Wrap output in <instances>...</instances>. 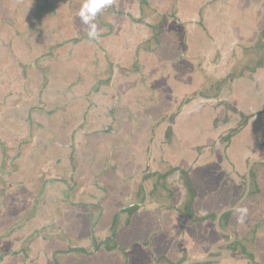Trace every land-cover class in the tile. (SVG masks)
I'll list each match as a JSON object with an SVG mask.
<instances>
[{
    "label": "crops",
    "instance_id": "obj_1",
    "mask_svg": "<svg viewBox=\"0 0 264 264\" xmlns=\"http://www.w3.org/2000/svg\"><path fill=\"white\" fill-rule=\"evenodd\" d=\"M13 5L0 1V147L10 143L9 152L17 159L19 176L12 180L14 184L22 183L26 147L23 141L17 145L8 141L9 124L22 130L20 136L27 129L33 143L41 145L34 142L32 133L36 125H41L42 115L35 112L34 117L32 111L45 108V95L50 93L45 91L47 83L53 80L65 91L53 102L57 108L63 107L73 97L86 93L80 90L78 79L91 77L90 71L106 64L105 59L113 60L125 68L112 78L121 86L124 104L135 111L129 100L137 101L140 108L136 112L142 111L141 124L156 123L157 133L149 151L150 167L139 178L145 195L139 217L120 228V250L97 249L92 252V260L97 258V264H180L185 259L204 256L206 247L217 239L213 218L234 205L244 192L248 161L264 159V0H113L105 7V11L111 10L109 20L105 18L108 13H97L100 26L95 39L87 36L89 26L79 17L81 8L65 9V2L59 6L44 3L38 9L29 1ZM35 12L38 23L34 21ZM173 13L182 24L175 22ZM116 32L118 35H114ZM180 39L183 44L178 43ZM134 62L144 76L131 70L134 74L125 78L123 74ZM20 72L26 73L24 82ZM86 96L92 99L98 93ZM178 105L181 106L174 112L177 115L171 127L173 137L165 140V120L161 118ZM79 109L82 116L83 110ZM65 113L71 117L68 120H74L76 112ZM46 141L56 143L55 137ZM123 168L112 174L114 180H119L116 193L129 188L128 181H121L129 177V167ZM179 172L183 173V183H177ZM254 172L259 174L257 184L262 196L252 195V186L242 203L243 210L252 208L257 199L264 208V164H252L250 177ZM156 173L168 175L171 191L160 215L150 200L155 178H159ZM187 182L195 195L190 203L192 212L184 214L180 202L185 199L188 203ZM3 185L5 209L6 205L20 208L15 196L22 191L13 184ZM51 192V200H46L49 208L54 207L53 190L46 191ZM15 210L12 214L18 213ZM83 214L79 209L77 213L66 211L64 217L70 219L63 222L60 231L51 225L48 236L52 238L39 241L42 247L38 251L31 246L27 260L19 248L22 242L6 245L0 240V254L3 250L10 253L2 264H91L88 256L71 251L80 245L94 250L92 245L80 244V232L75 233L89 227ZM235 214L239 219L234 229L244 244L257 219L240 211ZM109 215L105 214L104 222ZM197 217L204 221L196 222ZM259 218L262 234L264 214ZM96 222L100 227L93 230L95 238L105 237L107 223ZM61 232L72 234V242L63 241ZM259 242L264 249L263 234ZM218 264L242 263L223 260Z\"/></svg>",
    "mask_w": 264,
    "mask_h": 264
},
{
    "label": "flooded vegetation",
    "instance_id": "obj_2",
    "mask_svg": "<svg viewBox=\"0 0 264 264\" xmlns=\"http://www.w3.org/2000/svg\"><path fill=\"white\" fill-rule=\"evenodd\" d=\"M0 1L7 2V5L17 3L25 5L29 1V4H34L37 9L44 7V3L52 4V2L57 6L61 2H65V9H68L69 6H71V9L73 7L79 9L85 2V0H52V2H49V0ZM101 11L103 14L105 12L108 13V16H105V18L107 17L108 20L111 18L110 9L105 11V8H103ZM173 14L175 22L182 24L175 13ZM34 16L35 23H38L36 12ZM96 20L97 15L93 23L98 28L100 23ZM22 21L25 23L26 19ZM103 34L107 35L108 33L103 32ZM114 35H118V33L116 32ZM77 39L78 36L74 40ZM178 43L183 44V41L180 39ZM181 51H184V49ZM180 52L178 53L179 58L181 57ZM10 56L13 57V55ZM105 63L104 65H98L97 70L93 69L90 71L91 77L85 75L84 79H78L77 84H79L80 90H86V93L75 96L71 100L68 95L70 102L65 103L63 107L57 108L53 102L54 100L57 101L58 97L65 91L61 90L53 80H48V87L45 88V91L50 93H48L49 95H45V98H48L45 108L41 106V108H34L32 111L42 115L39 119L41 125H34L36 129L35 133H32L35 134L34 142L38 141L42 143L41 145L37 146L33 143L31 140L32 135H29L30 133H28L27 129L23 136H20L22 130L13 128L10 124L9 128H7V133H9L8 141L14 142L16 145L20 141L24 142L23 146L26 147L24 152L26 157H24L25 164L20 176L22 183L16 186L12 180H15L19 176L16 174L19 167L16 164L17 159L9 152L10 143L4 144V147H0V240H3L6 245L22 242L19 248L26 260L31 246L32 249L36 247L35 249L38 251L42 247L41 243L38 244L39 241L52 238L48 236L52 233V229H50L51 225L55 226L54 230L60 231V226H62L63 222L66 223L70 219L64 217L65 212L76 211L77 213L79 209L81 213H84L82 216H86L89 227L81 231H75V233L80 232L79 236L81 238L78 239L80 244L92 245L94 250L92 251L90 248L85 249L80 245L81 247L76 246L71 251L83 253L85 256H88L87 260H90L91 264H97V258L92 260L94 258L91 256L92 252L97 249L104 250V252H110L116 248L120 250L117 242L120 228H122V225L129 226L132 219L139 217L143 209L142 202L145 199V195L142 189H144V186L139 178L150 167L148 163L149 151L151 144L156 138L157 125L156 123L141 124L140 117L142 111L136 112L140 108V105L136 104L137 101L131 102L129 100L135 111L130 110V105L124 104L126 97L121 95V86L118 83H114L112 78L115 77V74L119 70L125 68L113 60L105 59ZM131 70H136L137 74L142 77L144 76L140 71V65L134 62L130 71L127 70L123 74L125 78L134 74L135 71ZM25 75L26 73H19L21 82L26 80ZM123 75L119 74V76ZM23 89L26 90L25 93H28L29 89L26 86ZM93 92H97L98 96L92 99L86 96L87 93ZM180 106L178 105L175 109L164 112L161 118V120H165V131L163 133L165 140L173 137L171 127L177 115L174 112H177ZM79 108L83 110L84 114L82 116L79 113ZM65 111L67 113L76 112L74 120H68L71 117L67 118ZM34 117H36V113ZM52 126L54 127L52 128ZM54 137L56 143H45L47 142L46 138L49 140V138ZM15 144L11 145L13 150L14 147L16 148ZM26 151H28V154ZM34 155L35 157L37 156L35 160L32 158ZM29 156L31 159L27 158ZM126 165L129 167L127 168L129 177H127L128 179L124 178L120 180L128 181L129 188L124 193H116L114 189L119 180H114L112 174H117L118 171L121 172L120 169L123 166L126 168ZM139 166L142 167L141 172L139 171ZM258 175L255 172L251 175V184L247 197L250 195L252 186H254L252 195L256 198L262 196L260 195V190H258ZM167 176L166 174L163 175V173H156V177L159 178H155V187L150 194V200L152 199L154 204L157 205L158 215L164 209V201L170 199L171 196V191L168 187L170 183L167 181ZM177 180V183H183L182 172H179ZM133 182L136 183L134 186ZM4 183L13 184V186L18 187L17 190L22 191L21 194L15 196V201L20 200V208L16 209L14 206L6 205L7 209H5L6 194L4 193ZM47 189L53 190V208L46 206V200H51L50 196L52 195V192L51 194H46ZM186 189V195L190 198V194ZM89 200L93 202L88 203L87 201ZM189 204V199L188 203L185 199L181 200L180 209L184 214L189 212L187 210V205ZM253 204L254 206L247 208L246 211L241 209V204L235 210L223 213L219 219V227L222 232L216 226L218 214L215 215L213 223L217 230V239L206 247L205 255L202 257L225 256V258L219 259L216 262H211L212 264H218L223 260H230L232 263L239 261L242 264H264V249L261 248L259 242L260 236L262 234L264 236L263 229L262 234H260L263 227L259 224V217L263 216L264 208L259 199L255 200ZM190 206L192 205L190 204ZM14 210L18 213L12 214ZM235 211H240L243 215L248 214L249 218L253 215V218L257 219L256 224L252 225L253 227L248 231L249 235L244 244L238 238V233L234 229L236 220L239 219ZM107 212L110 215L104 222ZM189 219L191 222L195 220H193L192 216ZM96 220L107 223L106 235L100 239L95 238L96 236L93 232L95 227H100L96 226ZM203 221V217L196 218V222ZM103 223H101L100 229H102ZM61 234H63V241H66V243L72 242L69 239V236H73L72 234H69V236L64 232H61ZM14 237L15 240H13ZM220 250H225L228 254L225 251L220 253ZM8 255L10 253L3 250V253L0 254V264H2L3 258ZM23 263L21 262V264Z\"/></svg>",
    "mask_w": 264,
    "mask_h": 264
},
{
    "label": "water",
    "instance_id": "obj_3",
    "mask_svg": "<svg viewBox=\"0 0 264 264\" xmlns=\"http://www.w3.org/2000/svg\"><path fill=\"white\" fill-rule=\"evenodd\" d=\"M255 162L257 163H264V159H258V160H250L248 161L249 164H247V168H246V172H245V186H244V192L242 194V196L237 200V202L232 205V207L226 208L224 210H222L216 217V226L217 228L220 230L219 227V219L221 217V215L223 213L229 212V211H233L235 210L237 207H239L242 202L246 199L248 193H249V188H250V171H251V166L252 164H254ZM222 232V230H220ZM225 250H220L219 252H224ZM217 252V251H216ZM227 253V251H225ZM228 254V253H227ZM229 257V256H226ZM225 258V256H219V257H192V258H188L183 260L180 264H198V263H207V262H216L219 259Z\"/></svg>",
    "mask_w": 264,
    "mask_h": 264
},
{
    "label": "clouds",
    "instance_id": "obj_4",
    "mask_svg": "<svg viewBox=\"0 0 264 264\" xmlns=\"http://www.w3.org/2000/svg\"><path fill=\"white\" fill-rule=\"evenodd\" d=\"M113 0H85L79 11V17L85 25L89 26L88 37L95 39L98 35L97 25L93 23L98 12L110 6ZM246 211V210H244Z\"/></svg>",
    "mask_w": 264,
    "mask_h": 264
},
{
    "label": "trees",
    "instance_id": "obj_5",
    "mask_svg": "<svg viewBox=\"0 0 264 264\" xmlns=\"http://www.w3.org/2000/svg\"><path fill=\"white\" fill-rule=\"evenodd\" d=\"M186 187H187V190H188V192H189V194H190L189 201H190V203H191V201H192V199H193L195 193H194L193 189L190 187V185H189L188 182L186 183ZM187 210H188L189 212H191V210H190V204L187 205ZM190 216H191V215H190Z\"/></svg>",
    "mask_w": 264,
    "mask_h": 264
},
{
    "label": "rangeland",
    "instance_id": "obj_6",
    "mask_svg": "<svg viewBox=\"0 0 264 264\" xmlns=\"http://www.w3.org/2000/svg\"><path fill=\"white\" fill-rule=\"evenodd\" d=\"M10 221H12V220H10ZM16 238H17V236H16ZM13 240H15V237H14V239ZM6 247V246H5ZM11 248H9L8 250H10ZM12 249H13V244H12ZM14 250V249H13ZM4 251H6V250H4ZM200 264H212L211 262H207V263H200ZM216 264V263H215Z\"/></svg>",
    "mask_w": 264,
    "mask_h": 264
}]
</instances>
